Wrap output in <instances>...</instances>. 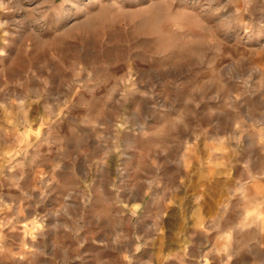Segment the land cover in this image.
Instances as JSON below:
<instances>
[{
	"label": "rangeland",
	"instance_id": "374dc122",
	"mask_svg": "<svg viewBox=\"0 0 264 264\" xmlns=\"http://www.w3.org/2000/svg\"><path fill=\"white\" fill-rule=\"evenodd\" d=\"M0 264H264V0H0Z\"/></svg>",
	"mask_w": 264,
	"mask_h": 264
}]
</instances>
